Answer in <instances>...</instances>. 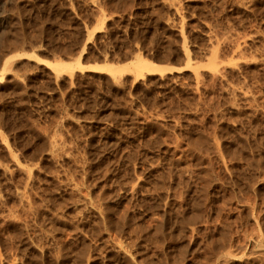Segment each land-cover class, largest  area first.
<instances>
[{"label":"rangeland","instance_id":"rangeland-1","mask_svg":"<svg viewBox=\"0 0 264 264\" xmlns=\"http://www.w3.org/2000/svg\"><path fill=\"white\" fill-rule=\"evenodd\" d=\"M139 55L175 68L43 61ZM10 57L0 264H214L264 240V0H0Z\"/></svg>","mask_w":264,"mask_h":264},{"label":"bare ground","instance_id":"bare-ground-1","mask_svg":"<svg viewBox=\"0 0 264 264\" xmlns=\"http://www.w3.org/2000/svg\"><path fill=\"white\" fill-rule=\"evenodd\" d=\"M101 27H103V25ZM26 54L29 55V53ZM80 58L81 56L72 60L62 58L42 60L57 74V77L64 74L73 76L77 70L83 71L85 69L106 71L114 77H116L117 74L129 71L136 77H139L146 75L148 72H160L164 74L167 70H173L175 68L168 65L163 66L156 64L140 55L136 56L130 62L119 65L109 62L84 65ZM11 59L12 57L6 59V61L2 64L3 68L0 70L1 74L8 70ZM209 181H212V177L209 178ZM75 187L80 190L78 186ZM84 202L88 204L90 203L92 207H95L87 196L85 197ZM197 207L199 208V204ZM250 210L251 217L254 219V207L250 208ZM240 242L241 236L239 235L232 236L231 238L229 236L226 238L223 248L216 254L214 264H264V240L260 238V236L248 235L245 236L243 244L240 245ZM121 249L126 251L123 247ZM240 253L241 256L238 258V254ZM129 260H131L130 256L125 253L123 261L127 262Z\"/></svg>","mask_w":264,"mask_h":264}]
</instances>
